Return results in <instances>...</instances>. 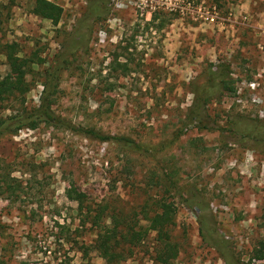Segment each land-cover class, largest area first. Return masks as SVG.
Returning <instances> with one entry per match:
<instances>
[{
    "label": "rangeland",
    "instance_id": "374dc122",
    "mask_svg": "<svg viewBox=\"0 0 264 264\" xmlns=\"http://www.w3.org/2000/svg\"><path fill=\"white\" fill-rule=\"evenodd\" d=\"M30 1L0 0L12 5L0 36L64 65L55 114L139 147L43 123L2 138L0 163L22 182L0 195V264H159L154 232L108 263L75 191L83 206L126 213L172 202L170 264H264L251 259L264 243V0H51L63 8L57 25ZM221 64L233 91L203 101L207 69ZM41 91L37 82L28 107ZM194 105L202 114L190 120Z\"/></svg>",
    "mask_w": 264,
    "mask_h": 264
},
{
    "label": "trees",
    "instance_id": "16d2710c",
    "mask_svg": "<svg viewBox=\"0 0 264 264\" xmlns=\"http://www.w3.org/2000/svg\"><path fill=\"white\" fill-rule=\"evenodd\" d=\"M12 5L0 4V33L4 22L11 17ZM2 9H7L2 14ZM28 12L38 18L49 20L57 25L63 15V8L51 0H31ZM4 59L7 66L5 74H0V140L5 136L16 135L23 128L35 129L43 123L54 128L82 134L86 137L100 141H114L124 147L137 149L139 146L131 138L124 136L104 135L92 127L77 126L65 118L55 114L53 105L57 100L59 84L64 65L45 66V60L40 53L35 51L26 52L16 41H3L0 36V64ZM118 62L117 57H114ZM108 67L109 73L112 69ZM121 65V64H119ZM126 69L127 64H122ZM209 80L202 93V100L208 101L215 94L229 88L230 74L227 65H219L217 70L207 69ZM30 78L27 79L26 77ZM40 82L42 91L37 106L28 107L26 95L33 86ZM112 83L108 84L107 90L113 89ZM8 112V114H7ZM204 112V111H203ZM202 111L194 105L191 109V119H199ZM1 162V160H0ZM2 163V162H1ZM0 163V195L10 199L20 190V181L8 170V164ZM173 184V182H171ZM167 191L168 188H167ZM78 201L79 214L83 222H89L94 229L96 249H103L102 256L108 263L115 258L122 257L124 253H130L131 247L143 243L150 232L155 233V256L154 260L159 264H170L178 255V245L173 240L171 230L175 225L176 208L172 202L164 197L154 198L146 202L139 212L126 213L122 208H108L107 205L99 204L97 208L83 206L85 195L75 191ZM92 212H94L92 214ZM142 222H145L142 224ZM201 225L203 222L201 221ZM208 243H210L207 240ZM218 242H211L218 249ZM108 249L107 253L105 249ZM125 258V256H124ZM226 264H232L226 255H223ZM252 260L264 259V243L260 242L259 248H254L251 254Z\"/></svg>",
    "mask_w": 264,
    "mask_h": 264
}]
</instances>
